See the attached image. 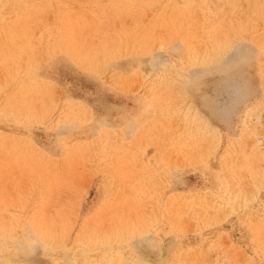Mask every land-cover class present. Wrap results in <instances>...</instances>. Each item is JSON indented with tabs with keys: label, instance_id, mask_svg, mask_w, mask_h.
<instances>
[{
	"label": "rangeland",
	"instance_id": "obj_1",
	"mask_svg": "<svg viewBox=\"0 0 264 264\" xmlns=\"http://www.w3.org/2000/svg\"><path fill=\"white\" fill-rule=\"evenodd\" d=\"M0 264H264V0H0Z\"/></svg>",
	"mask_w": 264,
	"mask_h": 264
},
{
	"label": "bare ground",
	"instance_id": "obj_2",
	"mask_svg": "<svg viewBox=\"0 0 264 264\" xmlns=\"http://www.w3.org/2000/svg\"><path fill=\"white\" fill-rule=\"evenodd\" d=\"M3 228V227H2ZM4 229V228H3ZM12 234V233H11Z\"/></svg>",
	"mask_w": 264,
	"mask_h": 264
}]
</instances>
